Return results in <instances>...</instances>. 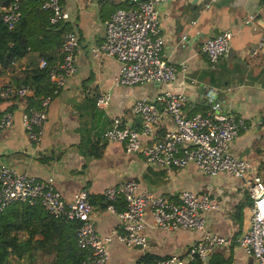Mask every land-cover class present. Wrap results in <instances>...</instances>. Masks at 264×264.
Here are the masks:
<instances>
[{
    "label": "crops",
    "instance_id": "1",
    "mask_svg": "<svg viewBox=\"0 0 264 264\" xmlns=\"http://www.w3.org/2000/svg\"><path fill=\"white\" fill-rule=\"evenodd\" d=\"M131 1L61 0L69 14L62 25L65 31L75 30L84 46L100 42L104 19L120 6H133ZM24 9L31 10L26 28H41L49 10L42 3ZM160 30L168 60L175 64L185 61L186 73L180 71L167 84H115L119 61L113 56H94L88 49L81 50L75 60L76 70L49 102L37 142L28 137L22 122V114L33 109L27 101L32 91L23 97H0V112L7 109L14 115L12 124L0 135V165L9 164L41 179L52 176L66 199L80 188L87 189L90 202L94 203L95 228L102 237H110V264L132 260L151 264L169 254L185 251L203 234L192 228L170 231L152 227V213L147 207L144 229L147 244L126 246L118 238L122 232L120 218L106 209L103 191L127 180H134L138 190L174 200L185 188L198 194L208 193L215 207L203 210L202 215L210 231L240 234L250 225V201L239 207L248 194L241 179L225 171L202 173L194 163L183 168L154 167L146 163L142 151L128 152L124 141L105 140L103 132L113 115H121L124 122L139 126L141 119L131 108L136 99L151 100L165 89L183 92L187 100L182 111L187 116L215 111L214 105L218 104L219 112L235 114L244 120L228 151L247 159L255 172L264 162V0H167L160 6ZM221 30L231 32L230 51L210 63L201 46L206 38ZM34 34L27 55L8 66L0 62V88L21 84L25 72L39 65L40 52L49 42L39 40V31ZM182 35L186 37L182 39ZM6 44L7 39L0 34V51ZM104 91L111 95L107 108L94 102V97ZM171 127L172 119L163 115L155 128V137L160 139ZM116 201V209H123L124 203ZM187 264L258 263L238 247L217 246L206 260Z\"/></svg>",
    "mask_w": 264,
    "mask_h": 264
},
{
    "label": "built area",
    "instance_id": "2",
    "mask_svg": "<svg viewBox=\"0 0 264 264\" xmlns=\"http://www.w3.org/2000/svg\"><path fill=\"white\" fill-rule=\"evenodd\" d=\"M167 0H132L133 6L118 7L104 19V35L100 42H81L75 30L68 29L63 34L59 48L61 59L49 64V78L59 90L68 76L76 70L75 60L81 50L88 49L94 56L115 57L120 66L115 84L133 85L148 82L167 84L176 79L181 71L186 73L187 64L168 60L163 48L160 30V6ZM21 0H10L4 6L1 20L12 27L21 17ZM42 7L49 10V21L53 24L65 22L69 17L61 0H43ZM186 36L182 35V39ZM231 32L221 30L202 43L210 63L226 56L230 51ZM40 66L46 61L40 59ZM32 89L26 84L5 85L0 88V96H26ZM110 92H101L96 105L107 108ZM50 96L41 99L38 108L22 114V122L28 137L37 142L48 115ZM187 97L183 92L165 89L151 100L138 98L132 103V111L139 115V126H132L122 120L121 115H113L111 124L103 132V137L125 142L128 152L142 151L146 163L154 167L183 168L194 163L205 174L225 171L242 180L248 191L250 204L249 228L240 234L222 235L207 229L203 210L214 208L209 194L195 193L185 188L179 191L177 200L155 195L148 190H138L134 180H127L120 186H108L103 191L106 209L115 212L119 218V240L126 246L147 244L144 232L147 207L152 213V227L166 230L192 228L203 232L200 239L191 243L185 251L169 254L151 264H187L197 259L206 260L217 246H235L252 256L258 264H264V181L253 170L245 158L234 156L228 151L230 141L244 126L242 117L218 111L195 112L187 116L182 106ZM170 116L173 127L168 128L159 139L155 128L162 116ZM14 119L13 111L0 112V135ZM121 197L124 208L117 210L115 200ZM13 201L39 202L55 217L69 221H79L76 228L77 245L86 251L82 264H110L108 242L110 237H102L93 223L94 205L90 202L87 189L76 190L66 199L55 186L52 176L38 178L19 171L9 164L0 165V209ZM125 264H147L132 260Z\"/></svg>",
    "mask_w": 264,
    "mask_h": 264
},
{
    "label": "trees",
    "instance_id": "3",
    "mask_svg": "<svg viewBox=\"0 0 264 264\" xmlns=\"http://www.w3.org/2000/svg\"><path fill=\"white\" fill-rule=\"evenodd\" d=\"M42 1L21 0V17L12 27H8L1 20L5 8L3 0H0V34L7 39V44L0 51V62L3 65L8 66L29 53L36 31H39V40L52 43H47L48 47L40 52L46 65L34 66L22 78V83L32 89V94L27 95V101L33 108L39 107L41 99L46 96H50L52 100L59 91H55L56 86L49 78V64L57 63L61 59L59 48L66 28L62 25L64 22L51 23L49 12L41 28H26L31 10L26 11L24 7L33 3L41 5ZM96 98L94 97V102ZM256 173L264 181V162L259 164ZM116 200L117 203H124L120 196ZM90 201L92 202L91 199ZM249 201L247 194V199L239 207ZM78 224L79 221L55 217L39 202L9 203L0 209V264H82L86 251L77 245Z\"/></svg>",
    "mask_w": 264,
    "mask_h": 264
},
{
    "label": "water",
    "instance_id": "4",
    "mask_svg": "<svg viewBox=\"0 0 264 264\" xmlns=\"http://www.w3.org/2000/svg\"><path fill=\"white\" fill-rule=\"evenodd\" d=\"M9 2H10V0H3V6H7L9 4Z\"/></svg>",
    "mask_w": 264,
    "mask_h": 264
},
{
    "label": "rangeland",
    "instance_id": "5",
    "mask_svg": "<svg viewBox=\"0 0 264 264\" xmlns=\"http://www.w3.org/2000/svg\"><path fill=\"white\" fill-rule=\"evenodd\" d=\"M105 140L109 141L108 139L105 138Z\"/></svg>",
    "mask_w": 264,
    "mask_h": 264
}]
</instances>
